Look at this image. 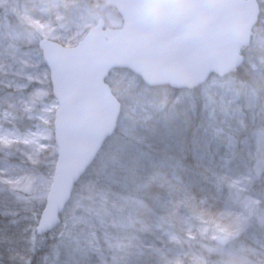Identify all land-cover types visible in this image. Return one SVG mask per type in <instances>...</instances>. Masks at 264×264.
<instances>
[{
	"label": "rangeland",
	"instance_id": "obj_1",
	"mask_svg": "<svg viewBox=\"0 0 264 264\" xmlns=\"http://www.w3.org/2000/svg\"><path fill=\"white\" fill-rule=\"evenodd\" d=\"M70 2L0 0V6L8 5L12 14L11 22L0 26V195L15 202L14 214L22 217L30 203L47 200L52 182V178L35 174L33 167L45 164V160L46 164L57 160L54 123L58 105L51 98L49 69L36 49L39 39L70 47L78 44L100 19L112 28L121 26L120 16L107 0H89V12L73 9L68 15L63 10ZM257 2L261 12L264 0ZM256 28L259 35H255L249 45L252 50H245V55H258V50L264 49V17ZM122 78L123 73L117 72L108 80L121 84ZM211 79L204 85L223 87L229 82ZM245 97V106L246 100L254 101L253 97ZM167 101L166 97L162 109ZM127 107L120 118L122 131H128L133 120L134 106ZM25 116L38 122L37 129L18 134L10 126ZM171 120L188 124L186 97L165 109V114H155L152 126ZM141 124H137L138 132ZM246 130L245 173L234 167L210 169L218 186H222V195L217 199L199 202L186 181L167 174L160 178V197L151 202L82 181L61 224L64 231L75 226L79 235L73 236L71 243H60L57 249L73 247L76 251L79 245L71 264H125L123 256L129 248L144 264H264V126ZM118 149L114 153L122 152L125 160L139 155L125 145ZM111 164L115 171L121 170L112 159L107 166ZM62 260L59 252L52 259L57 264Z\"/></svg>",
	"mask_w": 264,
	"mask_h": 264
},
{
	"label": "water",
	"instance_id": "obj_2",
	"mask_svg": "<svg viewBox=\"0 0 264 264\" xmlns=\"http://www.w3.org/2000/svg\"><path fill=\"white\" fill-rule=\"evenodd\" d=\"M156 2L108 0L122 27L100 20L73 47L40 42L58 109L57 161L38 232L57 227L79 180L117 129L122 105L107 83L113 70H128L150 87L185 90L245 63V26H255L260 15L256 0H162L166 7L145 14Z\"/></svg>",
	"mask_w": 264,
	"mask_h": 264
},
{
	"label": "trees",
	"instance_id": "obj_3",
	"mask_svg": "<svg viewBox=\"0 0 264 264\" xmlns=\"http://www.w3.org/2000/svg\"><path fill=\"white\" fill-rule=\"evenodd\" d=\"M91 6L89 0H73L63 11L68 15L73 13V9L75 12H89ZM11 17L9 6H0V26L10 23ZM256 54L248 52L242 67L226 78L211 79L214 82L229 80L223 87L207 83L194 90L150 89L144 88L141 79L129 71L112 73H123L121 84L117 82V86L115 80L109 83L123 108L134 106L133 120L128 131L118 128L82 181H89L90 185L99 184L106 190L138 195L151 202L160 197V178L166 173L186 181L201 201L218 198L222 187L218 186L210 169L221 166L246 171V129L257 130L264 126V49H259ZM245 96L253 97L254 101L246 100L245 106ZM166 97L168 101L162 109ZM185 97L190 118L188 124L171 120L165 125L152 126L155 114L157 117L165 114V109ZM37 123L26 116L19 117L10 128L21 134L36 130ZM138 123H142L141 132L136 130ZM124 145L127 150H137L139 155L125 160L122 152L114 153ZM111 159L121 167L120 171H115L112 164L107 166ZM55 162L46 164L45 160V164L33 167L34 173L52 178ZM44 202L30 203L25 217H22L14 214L15 202H9L0 195V264H57L52 259L58 252L64 259L59 264H71L69 261L77 254L79 245L75 247L76 251L73 247L62 251L57 247L62 242L71 243L73 236L79 235L78 229L67 227L64 231V225H59L56 230L39 234L36 229ZM128 261L141 264L133 257Z\"/></svg>",
	"mask_w": 264,
	"mask_h": 264
},
{
	"label": "bare ground",
	"instance_id": "obj_4",
	"mask_svg": "<svg viewBox=\"0 0 264 264\" xmlns=\"http://www.w3.org/2000/svg\"><path fill=\"white\" fill-rule=\"evenodd\" d=\"M257 34L259 35V31L254 25L245 26V42L247 44L245 46V50H248V51L252 50V47H249V45L252 46L254 39H255V35ZM256 186L258 188V185Z\"/></svg>",
	"mask_w": 264,
	"mask_h": 264
},
{
	"label": "clouds",
	"instance_id": "obj_5",
	"mask_svg": "<svg viewBox=\"0 0 264 264\" xmlns=\"http://www.w3.org/2000/svg\"><path fill=\"white\" fill-rule=\"evenodd\" d=\"M166 6H167V5L164 4V3L162 2V0H157L156 3L152 4L151 6H149V7L146 8L144 11H145V14H150L151 11H152L153 9L162 8V7H166ZM180 6H181V5H180L179 3L176 5V7H180Z\"/></svg>",
	"mask_w": 264,
	"mask_h": 264
}]
</instances>
